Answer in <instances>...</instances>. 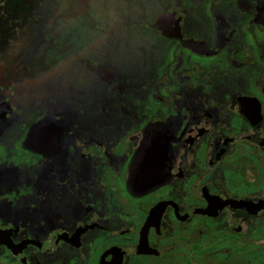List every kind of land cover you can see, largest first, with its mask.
<instances>
[{"label":"flooded vegetation","instance_id":"1","mask_svg":"<svg viewBox=\"0 0 264 264\" xmlns=\"http://www.w3.org/2000/svg\"><path fill=\"white\" fill-rule=\"evenodd\" d=\"M0 264H264V0H0Z\"/></svg>","mask_w":264,"mask_h":264},{"label":"water","instance_id":"2","mask_svg":"<svg viewBox=\"0 0 264 264\" xmlns=\"http://www.w3.org/2000/svg\"><path fill=\"white\" fill-rule=\"evenodd\" d=\"M145 186V185H144Z\"/></svg>","mask_w":264,"mask_h":264}]
</instances>
